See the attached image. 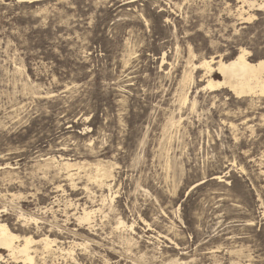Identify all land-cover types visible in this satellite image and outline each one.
I'll return each mask as SVG.
<instances>
[{
    "label": "rangeland",
    "instance_id": "1",
    "mask_svg": "<svg viewBox=\"0 0 264 264\" xmlns=\"http://www.w3.org/2000/svg\"><path fill=\"white\" fill-rule=\"evenodd\" d=\"M237 5L0 0V221L57 239L36 264H264V99L222 91L212 104L186 63L189 47L196 63L216 46L264 59V8L244 22ZM84 207L101 208L90 224ZM72 241L89 242L77 263L61 250Z\"/></svg>",
    "mask_w": 264,
    "mask_h": 264
},
{
    "label": "bare ground",
    "instance_id": "2",
    "mask_svg": "<svg viewBox=\"0 0 264 264\" xmlns=\"http://www.w3.org/2000/svg\"><path fill=\"white\" fill-rule=\"evenodd\" d=\"M18 1L34 2V1H38V0H18ZM245 6L247 7V10H245L246 9ZM262 8H264V0H260V1L259 0H241V6L238 8V17H239V19H241L242 21L245 22L247 20L252 19L255 16V14L253 12H251V11H253V9L258 11V10H261ZM188 51H189V54H188V57L186 59L187 65L192 67V68H190L191 70L196 69L198 71V69H199V70L203 71L202 76H199V77L203 78L204 84L201 85L199 92L203 91V92L210 93L211 99H212V104H214V99H216L218 97L217 92H222V91L230 92L232 94L231 96L241 98L243 102H247V105L249 107H253L256 104V102L264 99V59H258V60L256 59V61H253L254 59L252 60L250 58L252 56V55H250L251 53L244 48H240L239 51L237 52V54L234 55L233 57H231L230 52L224 53L221 50H219V48L216 46V47H214L213 54L211 53L212 55H209V57L202 56L201 59L196 63V62H194L195 55L193 53L192 47H189ZM164 56H165V54H163L161 62H163L165 60ZM191 70L189 72L187 70V72H185L183 74L182 80L184 82L181 80L183 82V84L186 83L188 80H192L193 74H192ZM201 73H200V75H201ZM217 75H220L221 78H218L219 76L217 77ZM190 84H191V82H190ZM185 88H187V87L185 86ZM181 95H182V97H180V100L182 101V103H186L188 100L187 92L184 91ZM181 101H180V104H181ZM221 102H223V101H221ZM196 111H197V98L194 97L193 100L190 102L188 112H196ZM187 116H188V114H187ZM183 117H184V115H183ZM178 120L180 121L181 118ZM220 120H222V119H220ZM223 121H225V120H223ZM242 123L243 124L245 123L246 128L251 129V125L249 126L247 120H244ZM250 123H252V122H250ZM171 124H173V121L171 122ZM229 124L232 128L236 127L234 122L233 123L231 122ZM251 132H252V130H251ZM232 135H233V133H232ZM235 137H237V136H235ZM240 143H242V142H240ZM61 166L67 170V173H68L67 177L71 180L70 183H72L73 182V176L75 174L70 173V168L75 166V164H72L70 161H64V162H62ZM92 170H93V168H92ZM95 174L96 175L93 177H96L97 182L100 185H104V186L108 185L107 187H109L110 183L108 182L109 183L108 184L107 181H108V179H110L113 176L111 168H109L105 165L98 164L95 167ZM92 175H94V174H92ZM90 178L93 179L92 177H90ZM96 179H93V180L95 181ZM103 201L104 200L102 198V202ZM100 209L101 208L87 209L86 207H84L82 209V213L76 217V220L79 223L87 222L88 224H90L92 221V218H93V214L97 210H100ZM110 209H111V205H110ZM20 217L22 218V220L24 222L28 223L31 221L36 225L38 223V219L36 217H32V216H26L25 217V215L22 216L21 214H20ZM115 225H116V228H118V229L125 228V229H129L130 231L133 230V223L130 225L126 224V222L120 216L118 217L117 224L115 223ZM130 240H131V238L130 239L128 238L127 243L129 245H130V243H129ZM84 241H85V239H84ZM87 242L88 241L78 243V242L72 241L68 248L65 249V248H61L60 246H58L57 249L61 248V250H64L65 254H67V256L73 260V262L75 261V263H77L76 262L77 260L73 257L74 252H75V247H86ZM57 243H58L57 239L52 238L48 234H43L42 236H40L38 238H35L31 234L20 236V235L14 233L12 231V229L5 222L0 221V261L5 259V256H3L1 253V251H4V252H6V256L8 257L6 259V261L8 259H10L13 262L12 264H17V263L36 264L35 257L37 256V253L40 251L42 254H48V255L50 253L52 254L56 249L54 247H57ZM97 243H99V242H97ZM88 244H89V242H88ZM88 247H89V245H88ZM39 255L42 256L41 254H39ZM135 262H137V261H135ZM106 263H107V261H106ZM44 264H46V263H44ZM57 264H66V263H57Z\"/></svg>",
    "mask_w": 264,
    "mask_h": 264
}]
</instances>
